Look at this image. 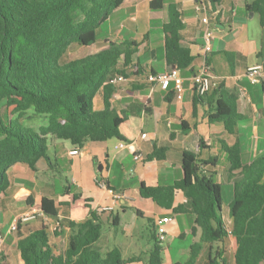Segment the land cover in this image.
Here are the masks:
<instances>
[{
  "label": "trees",
  "instance_id": "1",
  "mask_svg": "<svg viewBox=\"0 0 264 264\" xmlns=\"http://www.w3.org/2000/svg\"><path fill=\"white\" fill-rule=\"evenodd\" d=\"M124 1L0 0V103L6 100L15 104L20 114L32 107L47 117L46 124L38 130L10 117L0 118V194L9 185L6 171L11 165L22 163L35 171L36 162L47 158L48 137L68 140L79 148L87 141L124 140L119 127L127 113L113 107L111 98L117 86L110 80L117 75L146 73L138 60L133 61L136 42L106 41L96 52L63 60L71 44H95L101 24ZM200 1L212 10L220 0ZM148 8L166 11L162 31L169 67L165 70L188 67L195 55L181 43L185 25L179 4L172 0H149ZM245 8L257 14L264 29V0H251ZM150 72L156 71L150 68ZM260 87L264 94V82ZM172 94L173 91L167 93ZM97 95L102 100L100 109L94 104ZM193 103L205 105L207 122L221 123L230 134H236L237 123L244 118L238 111L236 96L221 81L204 95L195 92ZM221 146L233 185L232 199L226 206L231 218L230 231L221 213L222 184L214 179L217 156H201L209 150L202 139L198 152L182 151L180 179L167 185L147 186L141 182L139 186L141 197L174 213H190L191 233L196 228L200 231L198 240L189 245L187 258L172 264H198L204 246H207L206 264H226L222 247H214L213 251V244L223 243L229 236L234 237L236 244L233 264H264V150L244 162L238 141L232 145L221 141ZM164 150L155 146L145 158L162 159ZM178 192L186 198L182 204H174ZM26 202L33 207L32 196ZM39 209V226L19 235L16 241L23 264H127L140 260L144 264H162L161 242L149 218L153 245L145 259L138 255L123 257L117 246L102 253L97 242L103 227L94 213L83 221L59 218V208L48 196L41 198ZM118 216L113 214V225L117 224ZM44 221L55 223V236L66 234L62 250L55 249Z\"/></svg>",
  "mask_w": 264,
  "mask_h": 264
},
{
  "label": "crops",
  "instance_id": "2",
  "mask_svg": "<svg viewBox=\"0 0 264 264\" xmlns=\"http://www.w3.org/2000/svg\"><path fill=\"white\" fill-rule=\"evenodd\" d=\"M145 1L148 4L149 0ZM172 1L179 4L185 25L181 43L195 55L188 67L175 70L183 78L181 99H177L174 93L167 95L170 89H161L158 84L146 80L147 73H152L150 68L158 72L169 67L165 61L162 31V24L167 19L165 9L150 10L147 7L146 13L142 14L139 12L140 7H124L125 0L111 14L107 23H112L116 29L133 24L137 34L133 38L137 44L133 61L138 60L146 68V73H128L125 80L116 83L117 88L111 98L117 111L127 113L119 127L124 140L87 141L77 154L71 155L69 151L73 145L68 140L48 137L50 146L47 158H40L36 162L35 171L26 164L11 165L6 171L9 185L0 194V232L5 233L3 245H16L18 237H14V232H7V228L14 217L31 208L27 206L26 198L32 196V206H35L40 205L43 196H48L55 200L59 218L83 221L91 213L97 216L103 229L112 232L101 241L102 246L98 245L102 253L117 246L123 257H128L125 252H129L146 259L147 254H143L148 253L153 241L150 238L143 241L144 248H140L139 239L135 238L136 230L140 232V237H149L147 218L151 219L152 224L161 216L170 218L165 225L166 241L170 237L178 238L183 245L178 255L186 253L189 245L198 240L200 233L198 228L194 234L191 233L192 215L188 212L174 213L149 198L141 197L139 186L141 182L147 186L167 185L180 179L183 176L181 153L185 149L198 152L200 139L209 146V150L201 156H217L214 179L222 184V193L224 184L229 187L224 202L226 206L231 201L233 185L224 183L220 173L221 170L226 171L224 178L228 179L229 164L221 141L227 145L238 141L243 161L249 156L253 159L264 150V94L260 84H250L244 77L248 66L260 63L263 67L261 82H264V29L259 24L257 14L245 8V4L251 0H220L212 9L216 14L212 49L204 55L201 47L203 29L194 9L196 0ZM141 16L145 20L140 19ZM114 39L108 36L107 41ZM203 58L210 64L216 83L221 81L236 96L238 111L244 115L237 123L236 134L228 133L221 123H208L206 106L193 103L195 92L190 75L196 72ZM94 104L97 109L102 108L100 95L95 97ZM142 133H145L144 137ZM120 141L125 143L124 147L117 146ZM155 146L165 148L164 158L146 159ZM135 152L140 153L141 158L135 159ZM51 171L55 172L47 177L46 174ZM101 183H105V186ZM109 189L114 191V195ZM185 201L182 192L175 195L174 204ZM103 207L110 209L100 210ZM113 214L119 215L116 225L112 224ZM18 228L24 236L36 225L25 231L24 224L18 225ZM187 239L189 242L186 246ZM161 246L162 264L179 261L171 260L166 244L161 243ZM17 254L19 256L18 249ZM127 264L144 263L140 260Z\"/></svg>",
  "mask_w": 264,
  "mask_h": 264
},
{
  "label": "rangeland",
  "instance_id": "3",
  "mask_svg": "<svg viewBox=\"0 0 264 264\" xmlns=\"http://www.w3.org/2000/svg\"><path fill=\"white\" fill-rule=\"evenodd\" d=\"M124 7H140L139 12L143 14V13H146L148 4L146 3L145 0H142V1L126 0ZM159 15H161V14H159ZM121 18H123V17H121ZM140 19L145 20V18H143V16H141ZM107 22L108 21L103 22L101 24V32L98 35L97 41L95 44L88 45V46H79L77 44H71L69 46L63 60H70V59H74V58H79V57L85 56L86 54L98 51L99 48L102 47L106 43L108 36L115 37L113 42H116L119 44V43L124 42V41H132L133 38L137 35L134 32L132 23L129 24L130 27L125 25L124 27L118 26V28L116 29V28L112 27L113 26L112 23L109 24ZM141 23H142V20L140 21V24ZM140 36L141 35L139 34L138 37H140ZM146 50H148V49H146ZM141 55H143V53ZM7 117L16 119L22 125L31 127L35 130H38L39 126L46 124V122H47L46 115L36 113L32 107L26 109L23 113L20 114V112H17L15 110V104H9L6 102V100H3L0 103V118L5 120ZM111 139H114V138H111ZM47 146L48 147L50 146L49 138H47ZM245 160H246V162L252 160L251 156L245 157L244 161ZM53 172H55V171L48 172L46 174V176L48 177L49 175L53 174ZM220 173L222 174V177H221L222 181L224 183L230 182V186H231L232 181H230L229 177H228V179L224 178L226 171L221 170ZM228 190H229V187L224 184L223 185V193L221 194V197H222L221 213L223 215V218L225 219L227 227H230L231 226V218L228 215V210H227L226 204L224 203L225 198L228 196V194H227ZM38 206H40V205H35L33 207H38ZM144 221L147 222L146 219H144ZM32 222L36 223V224H33ZM38 222H39V220L35 219L34 221L31 220V223H28V222H27L28 224L24 223V231L28 230L29 228H31L33 226L35 227V225L37 227ZM45 224L47 225V231L50 235L51 242L55 245V249L56 250H62L66 246V234H61L59 236H55L53 234V228H54L55 223H50V222L48 223L47 222ZM21 234H22V230H19V228H17V230L14 232V237L17 238ZM110 234H112V232H108L106 229H102V235L100 236L101 240L98 241L97 245L102 246L101 241L103 239H105L108 235L110 236ZM119 236L121 237L120 233H119ZM135 238L139 239L140 248H142V249L144 248L143 241H146L147 239L149 240V237H147L146 235H143L140 237V232L137 230H136ZM112 239L113 238L111 236V240ZM165 241H166V239H165ZM165 241H163L162 243L166 244L167 250H168V252L172 258L171 259L172 261L173 260L183 261L187 258L188 253H189V247L187 248L186 253H183L182 255H178L179 248H181V246H183L181 244V241L178 238L174 239V238L170 237L166 242ZM185 241L186 240L183 241V244L185 243ZM188 242H189V239H187L186 246H187ZM167 243H168V245H167ZM103 244H104V242H103ZM213 245H214L213 251H214V247H222L223 257L226 260V264H233V262H234L233 255H234V250H235V246H236L235 239L233 236H229L228 238H226L223 241V243H214ZM2 251L3 252L0 254V264H2V263L23 264V262L20 263V260H19L20 258L17 254V248H16L15 244H12L9 246L3 245ZM125 253L129 256H132V254H133V253L131 254L129 252H125ZM145 254H147V252L144 253L143 255H145ZM162 255H163V258L165 259V254L163 253ZM125 256L126 255H124V257ZM207 259H208L207 258V246H204V248L201 251V254L199 256L198 264H206ZM164 264H166V262Z\"/></svg>",
  "mask_w": 264,
  "mask_h": 264
},
{
  "label": "built area",
  "instance_id": "4",
  "mask_svg": "<svg viewBox=\"0 0 264 264\" xmlns=\"http://www.w3.org/2000/svg\"><path fill=\"white\" fill-rule=\"evenodd\" d=\"M196 13L199 15L200 23L202 25V52L204 55L209 53L212 49V42L215 38V31L213 27V22L216 18V14L214 11L210 10L206 4L200 0H196L195 7ZM244 77L250 84H260L263 79V67L262 64L257 63L254 65H250L245 69ZM125 80V77L122 75H117L113 77L110 81L114 84ZM146 80L151 84H158L161 89L173 91L175 97L177 99H181L184 84L183 78L175 71V70H162L158 72L147 73ZM190 82L196 92L199 95H204L211 91L212 87L216 85L215 77L212 74L211 66L203 58L202 63L199 65L196 72L190 75ZM142 137L145 136V133L141 134ZM118 147H124L125 143L120 141L117 145ZM79 152V147L73 146V148L69 151V154L74 155ZM133 157L135 159L141 158L140 153H133ZM101 185L105 186V183H101ZM109 192L113 193L112 189H109ZM110 207H103L100 210H109ZM40 215V209L38 207H32L30 210L24 211L14 217L9 227L7 228V232H15L18 228L19 224L27 223L31 220L37 219ZM170 220L169 216H161L155 219L154 221V229L155 235L158 241L161 243L166 239V223ZM228 231L230 228L227 227ZM5 239V233L0 232V254L3 250V243Z\"/></svg>",
  "mask_w": 264,
  "mask_h": 264
},
{
  "label": "water",
  "instance_id": "5",
  "mask_svg": "<svg viewBox=\"0 0 264 264\" xmlns=\"http://www.w3.org/2000/svg\"><path fill=\"white\" fill-rule=\"evenodd\" d=\"M259 61V60H258Z\"/></svg>",
  "mask_w": 264,
  "mask_h": 264
}]
</instances>
